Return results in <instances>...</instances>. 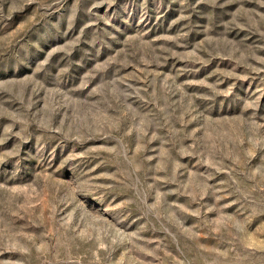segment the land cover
Wrapping results in <instances>:
<instances>
[{
    "label": "rangeland",
    "instance_id": "1",
    "mask_svg": "<svg viewBox=\"0 0 264 264\" xmlns=\"http://www.w3.org/2000/svg\"><path fill=\"white\" fill-rule=\"evenodd\" d=\"M0 264H264V0H0Z\"/></svg>",
    "mask_w": 264,
    "mask_h": 264
}]
</instances>
